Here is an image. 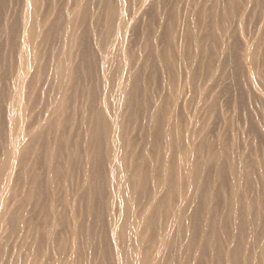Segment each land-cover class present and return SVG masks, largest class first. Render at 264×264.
Here are the masks:
<instances>
[{
    "label": "bare ground",
    "instance_id": "6f19581e",
    "mask_svg": "<svg viewBox=\"0 0 264 264\" xmlns=\"http://www.w3.org/2000/svg\"><path fill=\"white\" fill-rule=\"evenodd\" d=\"M0 264H264V0H0Z\"/></svg>",
    "mask_w": 264,
    "mask_h": 264
},
{
    "label": "rangeland",
    "instance_id": "374dc122",
    "mask_svg": "<svg viewBox=\"0 0 264 264\" xmlns=\"http://www.w3.org/2000/svg\"><path fill=\"white\" fill-rule=\"evenodd\" d=\"M252 22H253V23H252V26H251V24H250V26H249L250 28L254 26V21H252ZM250 28H249L250 32L252 31V29L254 30V28H252V29H250ZM226 80H227V78L224 80L223 83H224L225 85H227V84L229 85V84H230V79H229L228 82H227ZM226 82H227V84H226ZM236 87H237V86H236ZM236 87H235V88H236ZM235 88H234V89H235ZM232 89H233V88H232ZM238 89H239V87L237 88V91L233 90V92L235 91V92H237V94L239 95V93H238ZM228 92L231 93V94L233 93V92H231V90L228 91ZM228 92H227V93H228ZM235 92H234V94H236ZM229 93H228V95H229ZM234 94L232 95L233 97L235 96ZM237 94H236V96H237ZM240 94H241V96L244 95V94L241 93V90H240ZM223 95H224V96H223ZM223 95H221L223 98L220 96V100H221V104H220V106L222 107L223 103H226L227 105H229V107L227 106V108L230 109V110H229L230 113H234V111L232 112V109H233V108H232V102H231V104L229 103L230 100H231L230 97L232 98V96L229 95V97H228L229 99H228V98H227L228 95H226V94H223ZM225 96H226V97H225ZM244 97H245V95H244ZM225 98H226V101L224 102V99H225ZM240 98H241V97H240ZM242 98H243V97H242ZM242 98H241V100H242ZM222 99H223V100H222ZM243 99H244V98H243ZM244 100H245L246 103H244ZM244 100H243V105L247 104L248 101H249V100L246 101V100H247L246 98H245ZM251 100H252V102L255 104V102H254V100H253L252 98L250 99V101H251ZM252 102H251V103L249 102V104L252 105V106L250 105V110H248V109H249V108H248V107H249V104L246 105V106H248L247 108H246V107H244V108L239 107L240 110H243V109L246 108L245 110L251 111V112L249 113L250 117L247 116V115L245 114L246 117H247L248 119L251 118V116H252L251 113L253 112L252 110L255 109V107L253 108V106H255V105H254ZM226 104L223 105L224 107H222V109L224 108V111H227V112H228V110H226L227 108L225 109ZM238 111H239V110H238ZM243 111H244V110H243ZM241 112H242V111H241ZM241 112H240V113H241ZM254 112H255V111H254ZM240 113L237 114V111H235V119H236V118H239V119H236V122H237L236 125H239V124L241 125V124L243 123V121H244L243 119L245 118V115H244V116H242V115L245 113V111H244V113L242 112L243 114L241 113V116H240ZM238 116H239V117H238ZM240 117L242 118V120H240ZM252 117H253V116H252ZM216 118H219V117H216ZM216 118H215V121H214V122H216V123H214V124H215V125H214L215 127L212 125V130H211L210 134H213V133L215 132L214 129H215L217 126L220 127V128H222V125H221L222 121H221V119L219 118V120H220V122H219L218 120L216 121ZM253 120H254V119H253ZM218 122H219L220 124H217ZM238 123H239V124H238ZM216 125H217V126H216ZM240 125H239V126H240ZM240 127H241V126H240ZM217 129H218V128H217ZM215 130H216V129H215ZM247 135H249V134H247ZM250 136H252L251 133H250V135H249L248 137L250 138ZM249 138H248V139H249Z\"/></svg>",
    "mask_w": 264,
    "mask_h": 264
}]
</instances>
